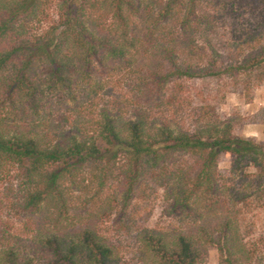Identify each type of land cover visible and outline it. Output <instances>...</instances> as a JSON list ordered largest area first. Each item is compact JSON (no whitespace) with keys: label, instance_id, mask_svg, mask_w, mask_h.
<instances>
[{"label":"trees","instance_id":"16d2710c","mask_svg":"<svg viewBox=\"0 0 264 264\" xmlns=\"http://www.w3.org/2000/svg\"><path fill=\"white\" fill-rule=\"evenodd\" d=\"M49 5L56 7L57 18L36 31L32 23L46 21ZM260 6L264 0H0V103L19 128L11 133L0 121V180L11 170L20 173L16 209L33 215L50 204L56 225L67 220L76 191L94 186L98 196L116 175L127 199L150 168L159 173L160 185L171 189L169 211L178 225L139 233L149 264H202L207 247L214 246L219 264H251L237 216L242 207H264L262 145L233 138L230 125L212 122L209 106L198 109L196 130L171 128L167 121L156 125L152 113L169 111L175 94L125 122L103 109L91 113L85 126L75 125L64 113L55 116L53 108L77 102L80 95L96 96L102 86L94 76L107 79L130 68L131 53L139 50L166 64L150 73L157 88L177 77L230 79L249 89L251 75L264 81V20L239 33L236 26L241 9ZM228 20L229 36H218V24ZM211 35L232 42L222 44L227 55L220 56L215 45L199 44L197 37ZM70 128L75 134L69 135ZM171 154L190 157L192 165L170 170L163 163ZM221 154L231 158L226 173L217 170ZM69 234L65 239L43 232L32 239L39 258L11 246L14 236H2L0 264H119L116 248L96 231Z\"/></svg>","mask_w":264,"mask_h":264},{"label":"rangeland","instance_id":"374dc122","mask_svg":"<svg viewBox=\"0 0 264 264\" xmlns=\"http://www.w3.org/2000/svg\"><path fill=\"white\" fill-rule=\"evenodd\" d=\"M158 10L159 8H156L155 12ZM43 13L46 21L42 24H35V21L32 23V28L36 31L52 25L57 18L54 5L47 6ZM239 13L241 18H238L236 33L246 27L258 28L264 20L262 6L253 11L245 7ZM230 25V20L219 23L216 29L218 36L222 34L228 37ZM226 37L218 39L211 35L206 39H201L200 36L197 39L200 45L207 43L210 46L215 45L219 55L225 56L228 51L222 44L228 41ZM227 43L232 44L231 41ZM141 51L131 53L133 59L131 69L121 67L114 76L107 79L94 76L93 82L96 81L97 87L102 86L96 96L89 99L85 95H80L77 102L67 100L62 107L53 108V113L56 112L54 115L60 116L64 113L70 116V119H75V125L85 126V122L90 120L91 113L96 115L104 109L118 121L125 122L133 119L136 111L142 107L151 109L175 94L176 105L169 108V111L162 107L160 110L163 114L158 111L152 113V122L156 125L160 124V121H167L171 128L196 130L199 126L198 109L201 106H209L213 108L210 114L214 120L212 122L216 120L221 124L230 125L233 138L253 140L262 145L264 150V81H258L253 74L250 77L249 89H245L241 84L234 86V81L230 79L219 81L174 77L169 78L163 88H157L150 73L155 67H159V64L162 63L164 67L166 64L160 57H154V54H151V57H143ZM177 85L182 86L180 91L177 90ZM94 97L95 99H92ZM1 104L0 121L6 126L7 131L15 132L19 128L15 125L9 109ZM81 108L82 110H79ZM19 126L23 127V124L19 123ZM68 130L69 135L75 134L71 128ZM230 160L229 155H219L217 170L226 173L230 167ZM122 163V160L117 161V166H121ZM163 165L170 170L175 166L189 168L192 161L188 156L171 154ZM150 170V168L144 170L143 173L146 175L137 182V191L127 199L118 183L121 177L118 179L116 175L110 177L108 185L98 196L94 195V186L88 192L76 191L68 201V212L65 216L67 220L59 219L56 225L57 211L50 204H42L40 211L33 215L16 209V201L21 200L23 181L19 172L11 170L7 176L3 174L0 180V240L2 236H14L15 240L9 243L11 246L26 253L28 257L39 258L38 247L32 239L35 240L40 233L66 239L69 238V233L88 228L96 231L116 248L119 264H149L139 242V233L143 229H170L171 226L178 225V220L169 211L171 189L162 187L159 173ZM84 177L86 178V175ZM237 220L239 236L248 253L252 252L251 264H264V207H242ZM219 256L215 246L207 247L202 264H219Z\"/></svg>","mask_w":264,"mask_h":264}]
</instances>
